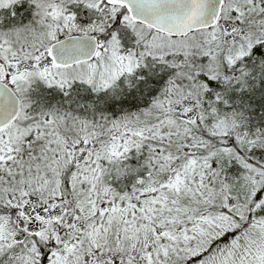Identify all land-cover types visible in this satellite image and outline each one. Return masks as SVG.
Here are the masks:
<instances>
[{
    "label": "snow or ice",
    "instance_id": "snow-or-ice-1",
    "mask_svg": "<svg viewBox=\"0 0 264 264\" xmlns=\"http://www.w3.org/2000/svg\"><path fill=\"white\" fill-rule=\"evenodd\" d=\"M0 264H264V0H0Z\"/></svg>",
    "mask_w": 264,
    "mask_h": 264
}]
</instances>
